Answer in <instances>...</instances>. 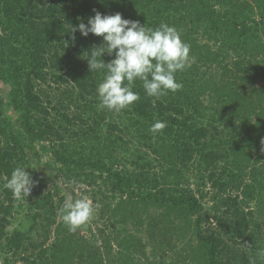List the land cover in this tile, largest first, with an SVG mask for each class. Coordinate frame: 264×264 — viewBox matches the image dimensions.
<instances>
[{"label": "trees", "instance_id": "obj_1", "mask_svg": "<svg viewBox=\"0 0 264 264\" xmlns=\"http://www.w3.org/2000/svg\"><path fill=\"white\" fill-rule=\"evenodd\" d=\"M94 10L174 26L190 46L182 88L157 99L136 80L138 101L100 110L105 70L91 72L84 56L102 37L71 31ZM157 120L166 127L154 134ZM262 141L264 0H0L3 264H264ZM38 146L55 177L94 193L109 234L58 220L65 196L44 192L27 156ZM17 166L34 199L10 230L24 205L3 185ZM192 170L206 191L191 186Z\"/></svg>", "mask_w": 264, "mask_h": 264}, {"label": "clouds", "instance_id": "obj_2", "mask_svg": "<svg viewBox=\"0 0 264 264\" xmlns=\"http://www.w3.org/2000/svg\"><path fill=\"white\" fill-rule=\"evenodd\" d=\"M77 30L85 37L90 33L102 37L101 44L93 46L84 56L91 72L105 70L96 89L100 110L119 113L138 101L139 93L133 91L136 80L142 82L148 97L157 99L182 88L176 74L190 67V46L174 26L162 22L152 28L138 20L123 18L119 12L95 11L86 24L80 22L71 29L72 32ZM105 53L114 58L106 63L101 58ZM165 127L166 122L157 120L149 130L155 134ZM33 184L26 168L17 166L3 187L12 192L15 200L22 201L30 194ZM94 211L95 206L87 195L70 192L59 209L62 221L72 232L86 223ZM259 255L264 256V250Z\"/></svg>", "mask_w": 264, "mask_h": 264}, {"label": "rangeland", "instance_id": "obj_3", "mask_svg": "<svg viewBox=\"0 0 264 264\" xmlns=\"http://www.w3.org/2000/svg\"><path fill=\"white\" fill-rule=\"evenodd\" d=\"M50 82V84L53 82L52 80L48 81ZM50 85H47V87L45 86V89L48 90L50 87ZM39 149V153L37 154L33 151H27V156L29 158L30 164H31V168L35 169V171L39 174L40 180L44 186V192H51L54 194L53 196V201H59V199L62 196H65V194L67 193H72V194H76V193H80L83 195H87L89 197L90 200H92V195L94 193L88 192L85 193L81 188H85L83 187V185H76L74 182H67V180H65L61 175H59L58 177H55V174L57 173V171L55 170V168L53 167H49L47 166V163H52L53 159H52V155L51 153H49L48 150H43L40 146H38ZM195 171H190V177H189V182L191 184L192 187L197 188V187H203L204 190L206 191L210 184H208V182H205L204 185H198V182H196V177H195ZM58 186V188L61 189L60 193H57L55 186ZM85 186V185H84ZM98 185H96V187H98ZM87 189V188H86ZM210 193L212 192V190L209 191ZM211 195L209 196L207 195L206 200L211 202ZM34 196L29 194L28 197L25 200L21 201V204L24 205V207H17L18 208V212H15L14 217L12 218V226L10 227V230L18 225L21 224V222H23V220L26 218V213L28 212V208H27V204L33 202ZM60 214V213H59ZM58 214V220L61 219V215ZM60 218V219H59ZM97 220V215L95 216L94 213L91 216V218L87 221L86 227H92L95 232L99 229H104L106 230V232L109 234L111 231V225L108 221H106L105 219L100 220V224L96 223ZM85 232V231H84ZM86 234V232H85ZM52 238H50V242H51ZM5 256V253L3 251V253H1L0 255V264H3V258ZM139 256V255H138ZM142 259V258H140ZM16 264V263H13Z\"/></svg>", "mask_w": 264, "mask_h": 264}]
</instances>
